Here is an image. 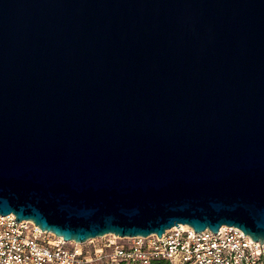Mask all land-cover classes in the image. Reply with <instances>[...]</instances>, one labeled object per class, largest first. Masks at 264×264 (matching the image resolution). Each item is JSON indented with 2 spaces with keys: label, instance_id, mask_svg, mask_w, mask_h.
I'll list each match as a JSON object with an SVG mask.
<instances>
[{
  "label": "water",
  "instance_id": "water-1",
  "mask_svg": "<svg viewBox=\"0 0 264 264\" xmlns=\"http://www.w3.org/2000/svg\"><path fill=\"white\" fill-rule=\"evenodd\" d=\"M8 214L76 243H264V0H0Z\"/></svg>",
  "mask_w": 264,
  "mask_h": 264
},
{
  "label": "built area",
  "instance_id": "built-area-1",
  "mask_svg": "<svg viewBox=\"0 0 264 264\" xmlns=\"http://www.w3.org/2000/svg\"><path fill=\"white\" fill-rule=\"evenodd\" d=\"M14 219L0 215V264H264V243L232 226L214 233L180 224L159 238L106 234L76 243Z\"/></svg>",
  "mask_w": 264,
  "mask_h": 264
},
{
  "label": "trees",
  "instance_id": "trees-1",
  "mask_svg": "<svg viewBox=\"0 0 264 264\" xmlns=\"http://www.w3.org/2000/svg\"><path fill=\"white\" fill-rule=\"evenodd\" d=\"M154 264H166L164 262H154Z\"/></svg>",
  "mask_w": 264,
  "mask_h": 264
}]
</instances>
